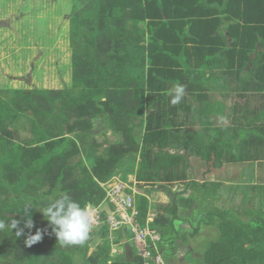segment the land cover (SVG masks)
<instances>
[{
  "label": "trees",
  "instance_id": "1",
  "mask_svg": "<svg viewBox=\"0 0 264 264\" xmlns=\"http://www.w3.org/2000/svg\"><path fill=\"white\" fill-rule=\"evenodd\" d=\"M68 1V74L37 86L18 64L0 86V217L23 227L26 201L63 191L97 224L83 246H61L50 228L30 247L29 230L0 232V264H142L112 179L125 184L123 212L158 235L146 245L156 264H264V0ZM175 85L185 95L172 105ZM191 158L235 171L199 181ZM31 211L34 234L47 221ZM206 226L199 253L187 250Z\"/></svg>",
  "mask_w": 264,
  "mask_h": 264
},
{
  "label": "rangeland",
  "instance_id": "2",
  "mask_svg": "<svg viewBox=\"0 0 264 264\" xmlns=\"http://www.w3.org/2000/svg\"><path fill=\"white\" fill-rule=\"evenodd\" d=\"M69 9L70 2L68 0H0V86L13 84V80L5 76L15 75L18 64L23 68L30 66L26 75L33 68L31 72L37 86H58L57 83L61 82L62 76L67 75L70 71L67 51L68 25L65 24ZM13 16L14 19H12ZM31 50L34 51V54L31 53ZM20 72H22L21 69L17 73ZM15 84H18V81H15ZM106 135L110 140L115 138L111 133H106ZM190 161L194 166L193 169L197 172L193 177L199 181L218 180L219 177L224 178L226 172L228 175L232 170L235 171L230 165L217 171L211 165V161L204 163L197 158H191ZM254 176L257 181L264 182V164L257 165ZM246 179L242 178L239 181ZM129 180L135 181L134 176L129 175ZM124 185L116 179H112L108 183V186L112 187L110 191L111 200L119 202L116 193ZM175 186L179 185L175 183ZM138 191L141 192L142 190L139 189ZM154 194L155 199H167L162 192H155ZM195 203H198L197 199ZM134 211L136 216L137 210ZM147 217L150 221L154 215ZM133 223L137 224L135 220ZM181 226L183 228L185 225ZM130 228L133 231L131 226ZM139 228L144 230V227L140 225ZM205 228L210 230V227L206 226L198 235L190 238V243L185 244L187 250L191 249L192 251L193 249L192 253H199L194 250H199L200 243L204 241V236L208 235L205 233ZM136 241L134 240L135 244ZM131 244L133 243L131 242ZM143 246V243L138 242V249ZM117 248L120 249L121 247L119 245L113 246L112 251L115 252L118 250ZM187 250L179 247L177 249L178 258L180 259ZM150 257L153 258V255L150 254ZM188 260L190 261V259ZM189 261L185 264H189Z\"/></svg>",
  "mask_w": 264,
  "mask_h": 264
},
{
  "label": "clouds",
  "instance_id": "3",
  "mask_svg": "<svg viewBox=\"0 0 264 264\" xmlns=\"http://www.w3.org/2000/svg\"><path fill=\"white\" fill-rule=\"evenodd\" d=\"M169 95L171 96L170 103L172 105L179 104L184 98L185 86L175 85L169 90ZM31 210L40 212L47 221V226L43 229L36 228L34 234H31V230L35 227ZM23 212L27 217L23 220V227L20 226L21 220L0 217V232L5 230L13 232L15 229L14 235L19 238L25 235V229L29 230V234L24 241L29 247L40 242L43 236L48 234L49 228L51 234L55 235L61 246H83L93 231L94 216L91 206L81 204L77 199L63 191H58L57 195L40 204H36L31 200L26 201ZM149 212L154 213L152 210Z\"/></svg>",
  "mask_w": 264,
  "mask_h": 264
},
{
  "label": "built area",
  "instance_id": "4",
  "mask_svg": "<svg viewBox=\"0 0 264 264\" xmlns=\"http://www.w3.org/2000/svg\"><path fill=\"white\" fill-rule=\"evenodd\" d=\"M116 194H117L119 202H116V201H113V200H111V201H113L115 203V205L117 206L116 210L120 213L121 219L123 220V222H128V223H130L132 225L131 227L133 229V232L135 233V236H134L135 241L137 240L136 241L137 243L140 242V243H143V245H144L141 249H139V253L144 258V263L143 264H149L150 259H152L151 262H153L154 264L161 262L160 255L156 252L153 255V258H151L150 257L151 253L149 252V250L146 247V245L148 243V241H147L148 236L153 241V240L158 239V235L153 233V231L149 230L146 227L144 228V230H141L139 228L138 224H136V225L133 224L134 214L136 212L133 210L132 214L130 216H127V214H125L123 212V210H125V207L128 206L130 199H124L122 197V195L120 194L119 190L117 191ZM148 215L151 217V216L154 215V213L148 212ZM93 216H94V224H97V216H98V214H93ZM107 218H108L109 223L111 225H113V227H117V226L120 225V221L116 220L113 215H108ZM147 221H149L148 217H147ZM138 240H140V241H138ZM154 249H155V247H154Z\"/></svg>",
  "mask_w": 264,
  "mask_h": 264
},
{
  "label": "crops",
  "instance_id": "5",
  "mask_svg": "<svg viewBox=\"0 0 264 264\" xmlns=\"http://www.w3.org/2000/svg\"><path fill=\"white\" fill-rule=\"evenodd\" d=\"M126 240H127L126 237H123V238H122V242H126ZM134 243H135V242H134ZM136 245L138 246V243H136ZM136 245H135V246H136ZM137 246H136V248H137V251H138V247H137ZM115 247H116V245H115ZM124 248L128 249V245L125 244V245H124Z\"/></svg>",
  "mask_w": 264,
  "mask_h": 264
},
{
  "label": "water",
  "instance_id": "6",
  "mask_svg": "<svg viewBox=\"0 0 264 264\" xmlns=\"http://www.w3.org/2000/svg\"><path fill=\"white\" fill-rule=\"evenodd\" d=\"M29 74V73H28Z\"/></svg>",
  "mask_w": 264,
  "mask_h": 264
}]
</instances>
